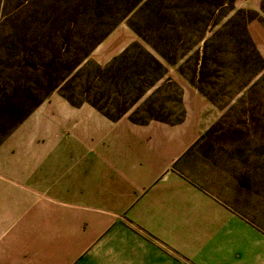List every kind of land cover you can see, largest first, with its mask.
Wrapping results in <instances>:
<instances>
[{
	"label": "crops",
	"instance_id": "obj_1",
	"mask_svg": "<svg viewBox=\"0 0 264 264\" xmlns=\"http://www.w3.org/2000/svg\"><path fill=\"white\" fill-rule=\"evenodd\" d=\"M247 34L264 60V26L253 20ZM134 41L118 30L92 59L117 70ZM161 64L123 109L55 95L10 138L0 264H264V184L243 169H201L195 147L218 110Z\"/></svg>",
	"mask_w": 264,
	"mask_h": 264
},
{
	"label": "rangeland",
	"instance_id": "obj_2",
	"mask_svg": "<svg viewBox=\"0 0 264 264\" xmlns=\"http://www.w3.org/2000/svg\"><path fill=\"white\" fill-rule=\"evenodd\" d=\"M253 20L264 26V0H0V152L55 95L123 109L164 62L218 110L195 147L201 169H243L264 184V60L247 34ZM122 29L135 36L129 60L99 66L93 51Z\"/></svg>",
	"mask_w": 264,
	"mask_h": 264
},
{
	"label": "trees",
	"instance_id": "obj_3",
	"mask_svg": "<svg viewBox=\"0 0 264 264\" xmlns=\"http://www.w3.org/2000/svg\"><path fill=\"white\" fill-rule=\"evenodd\" d=\"M58 85H59V81L56 82L54 87H51L49 89V91L46 93V95L41 98V101L44 100L51 93L52 90H54L56 87H58Z\"/></svg>",
	"mask_w": 264,
	"mask_h": 264
}]
</instances>
